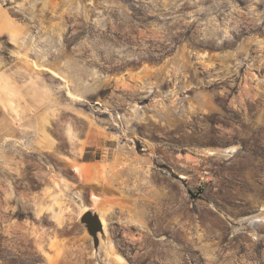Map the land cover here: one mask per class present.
Here are the masks:
<instances>
[{
	"label": "rangeland",
	"instance_id": "rangeland-1",
	"mask_svg": "<svg viewBox=\"0 0 264 264\" xmlns=\"http://www.w3.org/2000/svg\"><path fill=\"white\" fill-rule=\"evenodd\" d=\"M0 25V264H264V0H0ZM91 129L115 140L80 175Z\"/></svg>",
	"mask_w": 264,
	"mask_h": 264
},
{
	"label": "bare ground",
	"instance_id": "bare-ground-1",
	"mask_svg": "<svg viewBox=\"0 0 264 264\" xmlns=\"http://www.w3.org/2000/svg\"><path fill=\"white\" fill-rule=\"evenodd\" d=\"M5 26L4 25H0V33L4 32L5 31ZM10 29V28H9ZM9 32L12 34V37L13 38H16L18 32L16 33L15 30H9ZM27 57V55H26ZM40 65H38L39 67ZM41 69L44 68L45 70H47L48 72H50L54 77L56 78H59L61 80H66V77L60 73L58 70L56 69H53V68H50V67H40ZM68 81V80H67ZM67 95L74 99V100H78V101H81V100H84V98L75 93L74 91H72V89L68 88L67 90ZM19 94V87H18V84L16 83L15 80H13L12 78H8L7 75H1L0 76V105H4L6 103V100L7 98H11L13 96H16ZM11 96V97H9ZM5 100V101H4ZM238 150V148L236 146H232V147H227L225 149V152H230V153H234ZM209 153L210 154H214L215 153V150H209ZM90 168V166H88L87 168H82L81 165L79 164H75L74 165V169L80 174L82 175L84 173V171H88ZM183 177H186L185 174H181ZM91 196H92V200H93V203L94 204H99L101 202V196L98 195L97 193L95 192H92L91 193ZM264 209V208H262ZM89 210V207H85L84 208V212H87ZM106 211V210H105ZM98 215V217H97ZM96 217H97V220L99 222V226L97 227V234L98 232L104 234V235H107L108 234V221H107V218L105 217L104 213H100L98 212L96 214ZM263 220L260 216L256 215L252 221H261Z\"/></svg>",
	"mask_w": 264,
	"mask_h": 264
},
{
	"label": "crops",
	"instance_id": "crops-1",
	"mask_svg": "<svg viewBox=\"0 0 264 264\" xmlns=\"http://www.w3.org/2000/svg\"><path fill=\"white\" fill-rule=\"evenodd\" d=\"M86 140L88 141V144L84 155H88L89 157H82L78 159V163L84 164L81 165L82 168H87L88 166L95 163V159H93V153L96 152V147H103L108 150L109 148H111V146L109 145V141H114L115 139L109 136H105L104 134H99L94 129H91V133L87 135ZM99 141H102V144H99Z\"/></svg>",
	"mask_w": 264,
	"mask_h": 264
},
{
	"label": "water",
	"instance_id": "water-1",
	"mask_svg": "<svg viewBox=\"0 0 264 264\" xmlns=\"http://www.w3.org/2000/svg\"><path fill=\"white\" fill-rule=\"evenodd\" d=\"M82 219L86 222L89 231L95 236L97 240V227L99 226V222L97 220L96 214H94L93 211L88 210L83 214Z\"/></svg>",
	"mask_w": 264,
	"mask_h": 264
}]
</instances>
